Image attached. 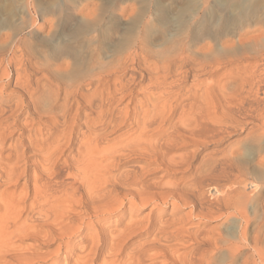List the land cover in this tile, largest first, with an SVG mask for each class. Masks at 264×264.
Instances as JSON below:
<instances>
[{
    "label": "bare ground",
    "instance_id": "1",
    "mask_svg": "<svg viewBox=\"0 0 264 264\" xmlns=\"http://www.w3.org/2000/svg\"><path fill=\"white\" fill-rule=\"evenodd\" d=\"M33 1L1 0L0 5L3 10L22 3L11 28H0V160L8 133L5 117L25 110L45 123L42 130L23 129L27 149L39 158L32 176L21 168L24 151L16 146L5 156L2 172L0 166V188L23 180L16 195L5 201L0 195V264H40L46 257L58 264L61 250L68 262L69 247L79 249L70 264H95L99 259L101 264L264 263V193L254 190L259 182H244L264 173V153L256 148L249 178L246 167L236 162L242 155L238 145L226 143L244 133L254 134L249 139L256 143L264 136V29L254 35L242 31L237 43H231L218 25L223 10L235 0H225V9L216 0H199L189 17L200 15L196 22L201 23L210 6L215 10L212 18L202 27L192 26L170 46L150 52L146 35L138 31L128 47L109 60L83 62L75 38L84 23H97L95 7L54 0V23L41 18L37 24ZM120 8L127 13L129 7ZM46 25V35L35 36L36 43L52 49L43 54V64L33 57V46L23 33ZM114 29L108 34L113 41L122 34ZM7 90L18 100L5 106ZM149 101L152 107L161 105L143 109ZM128 102L134 103L132 110ZM89 114L94 117L88 119ZM77 120H82L87 136L75 131ZM123 127L131 134L118 141L98 169L101 162L91 147ZM211 143L217 151H208ZM198 155L197 167L178 182L152 181L143 167L127 161L144 157L175 171L192 167ZM235 182L247 190L237 192ZM250 200L252 206L247 207ZM167 203L171 209L166 218L162 212L145 219L146 224L134 218V207ZM181 205L196 211V221H187ZM251 216L260 223L251 221L255 226L249 228ZM217 220L230 223L222 229L210 225ZM101 221L104 228L96 225ZM83 232L84 238H78ZM30 236L37 244H57L51 253L42 252L48 253L44 257L39 245L23 241ZM246 246L250 253L244 251Z\"/></svg>",
    "mask_w": 264,
    "mask_h": 264
},
{
    "label": "rangeland",
    "instance_id": "2",
    "mask_svg": "<svg viewBox=\"0 0 264 264\" xmlns=\"http://www.w3.org/2000/svg\"><path fill=\"white\" fill-rule=\"evenodd\" d=\"M55 1L54 0H34L33 1L34 3H33L32 10L34 12L33 14H34L37 24L40 23L41 18H44L45 20L49 21V23L51 22L54 23L55 20L53 18L54 15H52V13L54 11ZM92 1L94 2L93 5H92ZM198 1L199 0H73V2H71L72 5H79V3H84V4L86 3L88 8L95 7L96 12H97V18H98L97 23L96 22L84 23L85 25L82 28V32L75 38V41H76L75 44H77V48L80 51V55L81 57H83V60H84L83 62L88 61L90 59H96L97 62H100L101 60L106 61V59L109 60L111 57L115 56V54H117L116 52L123 51L126 49L125 47H128V44H130V42H132L134 38L133 37L134 35H132L134 32L136 34V32L142 31L144 33V36L146 35L144 38H146L145 39L146 45H147V48L150 49V52L160 51L161 49L167 46H170V44H173L175 41L181 38V36L183 37L186 34V32L190 31L192 26L201 25L202 27V25L207 24L208 20L212 18L213 12L215 10L210 6L207 7L205 11V16H204L205 19L203 20L205 22L203 21H201V23L196 22L197 20L199 21L198 17H200V15L198 17L196 16L197 18L195 17V20H194V17L193 18L189 17L190 14H192L196 10L198 6ZM262 1L263 0H235L232 3H230L229 6L227 5V9H225V4H226L225 0H216L215 1V3H217L216 5H219L220 6L219 8L224 7L225 9L223 10V13L221 15L222 18L218 25L219 29L222 30L221 36L222 37L224 36V38L228 39L231 43L236 44L238 35L242 31L247 32V35H251V34L254 35V33L258 34L261 28L264 29V8L262 7ZM0 5H1V0H0ZM20 6H22V3L15 4L14 7H12V5H6L5 9L3 10L0 8L1 9L0 10V28L1 29L3 28L5 30V29L11 28V26L13 25V19L15 17L14 15L16 13L15 10L17 9V7L20 8ZM122 6L129 7L126 11L127 13H124L120 10L121 9L120 7ZM194 7L195 9H193ZM192 9H193V12H192ZM208 17L209 19L207 20ZM115 27L116 28L118 27V29L121 31L122 34L115 33L116 39L114 37V41H113L112 39L109 38L108 34L111 31L115 30L114 29ZM47 30H48V26L46 25L41 31L37 32L34 30V28L32 30L30 28H27L23 33L24 37L30 42L29 44L31 45V47L33 46L34 48V49L33 48L30 49L31 53L33 54V57L36 58V60H38L40 63L42 62L43 64L47 62V61H44V60H47V58L45 57L46 59L45 58L43 59L42 56H45L43 54L49 55L52 53V51L50 52V49H51L50 46L48 47V45H44L43 43L41 44L36 43L35 36L37 37L41 35H46L45 31ZM63 47H65L64 44H63ZM121 47L123 48L121 49ZM48 60H51V58H49ZM49 62L53 63V61H49ZM9 88H11V86ZM8 92L9 91L7 90L5 92L6 95L4 94L5 95L4 98L6 102L5 106H8V103H12L13 99L15 98H17L18 100V97L16 95L12 96L11 93L10 92L8 93ZM140 98L141 96L137 95L135 97V100L139 101ZM127 101L128 100H125L124 103H126ZM42 102L43 100H41V103ZM144 103L146 107L144 106L143 109L146 108L150 110L149 104H151V107H152V103L150 101L149 103L147 102V104L146 102ZM156 103H154L153 107H157L158 104H159L158 106L161 105L160 102H156ZM133 106H134V103L128 102V109L132 110ZM17 113H15L13 116L12 115L7 116L3 120L4 122L3 125L7 126L6 128H8V131H7L8 133H6L5 135V140H4V144L2 148L3 160H0V166L2 167L1 172L4 170L3 163L4 162L7 163V161L5 160V156H7L10 152H12L11 148L16 146L20 149L19 152L24 151L25 159L22 160L23 163L21 162L22 164L21 168L24 167L27 173L30 176H32L34 171L37 168L36 162L39 160V158L38 156L34 155L33 152L27 149L25 135H24L25 133L23 132V129L25 126H27L26 129L31 130L33 128L36 130H42L45 123L43 121V118H37L31 113V111L25 112V110H23ZM25 115H26V118H25ZM93 115L94 114H89L88 119L89 117L93 118L94 117ZM81 122L82 120H79V121L77 120V123L79 126L75 128V131L78 132V134H83V136H87V130L86 128H84V125H82ZM126 129L128 128L123 127L120 130L114 133H111V135L109 136V140L103 139V141L97 143L96 147H94L95 145L91 147V152H93L92 156L97 157V161L101 162L100 164H98L99 166L98 169H102L104 167L103 164H106L108 162L106 159H104V157L109 155L110 152L114 150L115 147L118 146L119 144L118 141L122 140L123 138L131 134V131H128ZM244 134L240 136L234 135L230 137L228 141H226V143L229 142L230 144H233L234 142L235 147H237L238 145V148L240 151L238 154H242V155H239L238 156L239 158H236V162H238L239 160V164L246 167V175L250 178L251 175L249 172H251L252 170V166H250L251 161L253 162V159L257 157V154L259 151L264 153V149H263L264 148V144H263L264 136L262 137L263 139L261 138L260 140V141H263V143L259 141L261 143L260 144L259 142L257 143L254 142V139H251V140L249 139L250 137H253L254 134L251 133L252 136L249 135L250 137L247 134H245L246 140L244 139ZM214 146L216 147V149L214 148ZM256 148L259 149V151ZM208 149H207L208 151L212 150V152L213 151L215 152L218 150V147L216 144L211 143L208 145ZM179 151L182 152V150H179ZM74 153L75 151H72L71 155ZM143 158L144 157L131 156L127 158L128 160L127 159L126 160L130 161L128 164L139 165V167L141 166L140 168L143 167V172L145 173V176H147V178L152 179V181L156 180V181H162V182L163 181L164 182H174V181L178 182V181H181V179L183 178L185 179L189 177L191 175L190 172L193 171L194 165H196L195 167H197L198 162L200 161V158L198 155V157L197 156L195 157L196 159L195 158L193 159L192 161L193 165L192 167H190L191 169L184 168L185 170H183V168H180L175 171H167L165 168H162L161 165L157 164V162L153 160L151 161V159H146V158L143 159ZM102 161H103V164H102ZM248 166L251 168V170L250 168H248ZM258 177L261 179L259 178L254 179L255 177H252L248 180L245 177L248 181L245 179L246 181L244 182H245V185L250 184V183L255 184L259 182L260 185L258 183L255 184L256 188L254 190L256 192L260 188L259 190L260 192L257 191L256 193L262 194L264 193V185H263L264 184V178H263L264 173H261L260 175H258ZM252 180L254 181V183ZM22 181L23 180H21V182L18 185L12 183V184H7V185L3 184V186H1L0 195L3 198V201H5V199L10 195H13V194L16 195L18 190L22 188ZM28 183L29 184L32 183L31 178H29ZM238 184L236 182L235 184H233L235 185L236 188L234 189L237 192L242 191V189L247 190L244 184H240L241 189L239 188ZM226 185L230 186L231 184L226 183ZM260 186L263 189H261ZM237 187L239 188V190L237 189ZM251 192H249L248 194L251 195ZM255 192L253 191L252 195ZM247 204H248L247 207H249V205L252 206L251 200ZM146 205H141L137 209L136 207L133 208L134 218L136 217L138 219L140 218L142 220V223L144 222L143 224H146L145 219H148V218L153 219L156 216V214L159 212L160 213L162 212L163 214L162 218L168 217V214L171 209V206L169 205V203L165 205H160L159 207H155L150 204H146ZM2 208L4 209V205L1 203L0 213H2L3 211ZM190 211L192 212L191 214L189 213ZM180 212H182V214L185 215V217L188 216L187 221L188 220L196 221L195 220L196 211L193 212V210H191L189 206L181 205ZM232 216L234 217V215H231V217ZM106 217L109 218V216H106ZM251 218L252 219L249 222L250 224L248 223L247 225L249 228H252L258 223H260L259 220H258L259 222L257 221L256 217L251 216ZM109 219L114 221L115 216L113 217L110 216ZM123 220L126 221V218H124ZM251 221L254 222V224L255 223L256 224L254 225L253 223H251ZM229 223L230 222L225 223L224 220H217V221H212L210 225L216 224L222 229L224 228V226H226ZM96 225L99 228H104L105 223L101 221L97 223ZM83 236H85V232L81 233L78 236V238H84ZM135 240L137 239L134 237V239H132L131 241L133 242ZM263 240H264V236H263ZM23 241L24 242L26 241V244L29 243L31 245H39L38 251L41 253L42 252L51 253L52 252L51 250H53L54 247L56 246L55 244H57V242H53V241H49L48 243L42 242V243L37 244V242H35L36 240H34V238L31 236L25 237V239L23 238ZM131 241L129 242V244L131 243ZM262 245L264 246V241L262 242ZM78 246H76V248ZM77 250L79 251V249H71V247H69L70 252H69L68 262L63 260L65 259V254H64V251L61 250L60 252L61 254L59 253L60 256L58 257V259L61 258V261L58 264H64V263L70 264L73 260L76 259V256H77L76 254H78ZM182 250L184 251V249H181L180 252H183ZM244 251L250 253L249 246H246ZM45 254L43 255L44 257L48 253L46 255ZM262 259L264 260V253H263ZM53 262H55L53 261V259H51L50 257H46L44 260H41V262L39 263L40 264H52ZM94 263L101 264L102 261L101 259H99V260H95ZM261 264H264V263H261Z\"/></svg>",
    "mask_w": 264,
    "mask_h": 264
}]
</instances>
